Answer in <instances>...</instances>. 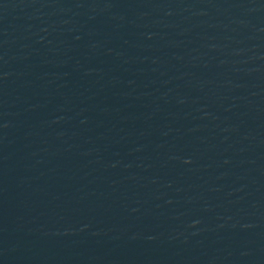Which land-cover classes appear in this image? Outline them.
<instances>
[{
  "label": "water",
  "instance_id": "1",
  "mask_svg": "<svg viewBox=\"0 0 264 264\" xmlns=\"http://www.w3.org/2000/svg\"><path fill=\"white\" fill-rule=\"evenodd\" d=\"M0 264H264V0H0Z\"/></svg>",
  "mask_w": 264,
  "mask_h": 264
}]
</instances>
